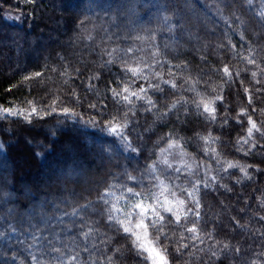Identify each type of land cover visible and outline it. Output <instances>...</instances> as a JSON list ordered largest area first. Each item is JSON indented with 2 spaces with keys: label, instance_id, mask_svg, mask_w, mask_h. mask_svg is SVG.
Returning <instances> with one entry per match:
<instances>
[{
  "label": "trees",
  "instance_id": "trees-1",
  "mask_svg": "<svg viewBox=\"0 0 264 264\" xmlns=\"http://www.w3.org/2000/svg\"><path fill=\"white\" fill-rule=\"evenodd\" d=\"M260 13L264 0H0V108L38 109L28 119L0 112V264H59L53 247L87 264H148L109 223L101 195L112 186L147 194L163 181L194 208L182 189L196 180L208 183L198 192L200 239L185 230L191 214L168 224L160 242L170 264H264ZM125 61L147 78L126 74ZM125 83L154 106L114 99L110 89ZM216 96L213 120L196 103ZM249 116L261 129L251 137ZM113 118L127 122L125 140L109 131ZM172 141L182 147L168 149ZM168 153L191 171L169 170ZM228 161L248 176L225 171Z\"/></svg>",
  "mask_w": 264,
  "mask_h": 264
},
{
  "label": "snow or ice",
  "instance_id": "snow-or-ice-1",
  "mask_svg": "<svg viewBox=\"0 0 264 264\" xmlns=\"http://www.w3.org/2000/svg\"><path fill=\"white\" fill-rule=\"evenodd\" d=\"M251 2V0H249ZM261 16H264V13H260ZM131 52V49H128ZM247 59V58H246ZM249 64H255L256 61L254 59H248ZM125 67L123 71L127 73H131L132 77L135 78H147L144 77V70L140 68L138 65L133 67L128 65L125 61ZM261 71H264L262 69ZM223 72L229 78L231 77V72L227 66L223 68ZM36 76H40V73H36ZM159 75V73H157ZM253 77L257 75L256 72L252 73ZM25 79H30L29 77H25ZM164 83H169V81H164ZM259 83V81H257ZM150 87H153L150 85ZM155 87L158 88V85ZM171 87L175 88L176 84L174 82L171 83ZM112 92L113 98H119L127 103H131L132 97H136L137 99H147V103L149 105L154 106L153 101L150 98H146L142 96L141 93H146V89L141 87L139 91H132L129 83H125L124 86L117 91V89H110ZM245 91H248L245 89ZM222 97L216 96L214 98H204L201 97L199 102L196 103V107L200 108L202 106L203 111L211 117V119L215 120V102L217 100H221ZM249 103H251V98L249 97ZM175 107V105H173ZM150 110V109H149ZM255 111V109H253ZM264 112V109H261ZM0 112H2L5 116H17L21 115L24 119H28L30 116L36 115L38 113V109L36 107H32L30 111L25 114L24 112L17 111L13 108H0ZM65 114L69 112L68 109H64ZM245 110H241L240 115H245ZM248 123L250 127L247 129V134L249 137L253 135V130L260 132L261 129L257 126V123L252 119L251 116L248 117ZM127 127V122L120 123L116 121V118H113V121H109V131L112 134L119 135L122 140H125L124 129ZM264 134V133H262ZM205 143H209L213 140L211 135L208 137H203ZM243 140V138H242ZM244 143H248L247 140H243ZM130 147V143H129ZM174 147H182L179 145L178 141H172L168 145V149ZM168 149H162L161 153L168 151ZM135 151V149H133ZM208 150L206 149V152ZM212 153H216L215 148L211 149ZM184 153L181 152V156ZM218 155V154H217ZM164 163L167 164L168 161L164 160ZM171 167V165H169ZM185 167L189 168L191 171V165L185 164ZM153 170H155V164L151 166ZM231 168H239L241 172L244 173L245 176H248L247 169L245 167L240 166L238 163H233L231 161L227 162V169ZM177 172L180 169H176ZM129 179H134V177L129 176ZM158 179V178H157ZM212 180L216 178L211 177ZM203 184L204 187H208L207 181L196 180L189 189H182V192L186 194L188 200L192 201L195 207H188V202L179 197L174 188L170 185L165 184L163 181H160L157 185L158 191H149L147 194L144 192L136 191L132 187H127L125 189L127 196H115V193L111 191V189H106L105 192L101 195L100 199L106 205L110 204V207L106 209L108 215L107 219L109 223L118 225L120 230L125 234V236L131 239V246L135 250L136 254L140 256L142 259L148 262V264H170L167 253V246L161 244V237L165 239L168 236V233L165 232V227L168 224H181L182 221H187L189 218V214L195 217L193 220V226L188 227L185 230L188 233H191V239H200L199 237V229L196 226L200 218V200L198 198L199 188ZM107 196H113L115 198V203H111L105 199ZM129 197H134L135 199L129 200ZM120 200L126 201L124 205H120ZM162 213H169L173 219H169L166 221L165 216ZM68 213H65L67 215ZM79 210L74 209L71 215H78ZM261 220H264V217H260ZM94 232V229L89 227L87 231H82V235L87 240ZM2 235V233H0ZM264 235V233H262ZM39 237H33V239H38ZM182 238H184L182 236ZM188 245H182V247H187ZM229 246L227 244L223 245L224 249H227ZM52 252L59 254V264H87V261H82L80 252L77 251L74 254H69L65 256L60 248L53 247L51 249ZM82 251L88 252L89 249L85 246ZM119 251V250H117ZM179 251V249H177ZM236 253L240 252L239 248L235 249ZM213 257L217 256V253L213 251L211 253ZM260 256H264V253H260ZM34 264H42L41 260H38L36 256L32 257ZM109 264H111V257L108 258ZM91 264H95V261H92ZM251 264H261L259 260L251 261Z\"/></svg>",
  "mask_w": 264,
  "mask_h": 264
},
{
  "label": "rangeland",
  "instance_id": "rangeland-1",
  "mask_svg": "<svg viewBox=\"0 0 264 264\" xmlns=\"http://www.w3.org/2000/svg\"><path fill=\"white\" fill-rule=\"evenodd\" d=\"M20 137H21L20 139L24 138L23 136H20ZM11 142H13V141L11 140ZM38 146H40V144H38ZM19 150H21V148ZM169 156H170V153H168V158H166V159L164 158V160L168 161L167 164H165L164 160H162L163 165H165L166 167H169V165H171V167H169V170H175L176 171V169H180L179 172H185L187 170L189 171V169L187 167H185L184 161L178 160V159H171ZM25 183L26 182L24 181V185H25ZM25 186H24V189H25ZM110 189H111L112 192L115 193V196H117V197L118 196H127L128 195L126 193V191H125L126 188H124V187L112 186ZM105 199L108 200L111 203H115L116 202L115 198L113 196H107V197H105ZM132 199H135V198L134 197H129V200H132ZM119 203L122 206V205H124L126 203V201L120 200Z\"/></svg>",
  "mask_w": 264,
  "mask_h": 264
}]
</instances>
